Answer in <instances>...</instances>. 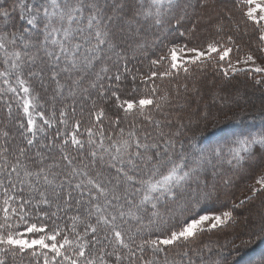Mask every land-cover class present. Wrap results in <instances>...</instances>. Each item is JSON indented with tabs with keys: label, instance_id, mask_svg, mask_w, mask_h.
Wrapping results in <instances>:
<instances>
[{
	"label": "snow or ice",
	"instance_id": "6c2138e0",
	"mask_svg": "<svg viewBox=\"0 0 264 264\" xmlns=\"http://www.w3.org/2000/svg\"><path fill=\"white\" fill-rule=\"evenodd\" d=\"M233 2L242 19L228 21L237 32L252 27L244 45L223 22L203 37L193 25L179 32L184 42L160 40L173 20L182 25L208 0L0 6V101L16 127L14 135L0 127V264H208L203 253L212 249L193 245L234 219L232 210L201 214L208 171L215 178L224 163L239 170L264 149V105L259 126L241 121L208 145L177 110L197 71L211 68L224 79L245 73L264 85V0ZM15 15L23 25L11 24ZM141 17L158 29L152 43L161 54L122 89L130 73L122 45L138 35ZM147 44L138 40L132 50ZM45 75L55 84L47 106L32 84ZM14 105L21 114L13 115ZM209 114L205 105L204 119ZM256 184L253 193L264 190V174ZM249 235L264 243V215ZM252 264H264V255Z\"/></svg>",
	"mask_w": 264,
	"mask_h": 264
},
{
	"label": "trees",
	"instance_id": "16d2710c",
	"mask_svg": "<svg viewBox=\"0 0 264 264\" xmlns=\"http://www.w3.org/2000/svg\"><path fill=\"white\" fill-rule=\"evenodd\" d=\"M11 2L12 0H0V6L7 7ZM144 2L146 3L147 0ZM229 15L236 22L242 19L241 12L235 7L233 0H208L206 8L189 9L190 18L184 20L182 25H177L173 20L171 29H168L171 34L166 40L161 36L160 40H163L164 44L173 40L177 43L184 42L185 37L179 36V32L190 29L193 25L198 27V36L203 37L209 30L223 22L225 30L234 35L237 44H246L253 34L250 23L240 24L237 32L227 19ZM139 20L138 27L141 30L138 35L127 37L122 45L128 51L121 64L126 63L130 70L126 78L121 81L122 89L131 90L134 87L131 75L147 72L149 60L161 54L162 45L159 41H156V44L152 43L156 39L154 33H157L158 29L153 26L151 19L145 20L141 17ZM11 24L19 27L24 24V21L15 15ZM8 30H12L11 26ZM142 39L148 41L145 49L134 52L132 49L136 41ZM32 84L34 92L42 97L41 102H48L52 95V88L55 87L54 82L45 75L42 82L35 80ZM189 89L190 91L186 94L187 101H181L184 104L183 110L178 109L177 112L184 118V123L187 124L189 118L193 121L190 127L194 130L197 140L204 145L221 141L225 138V132L240 127L241 121L244 125L259 126L261 124L259 109L264 105V85H255L245 73L230 74L228 79H224L217 76L211 68L203 72L197 71L189 82ZM205 105L208 106L210 113L207 119H204ZM17 114L21 112L14 105L13 115ZM14 124V121L9 122L7 111L3 102L0 101V127L7 128L10 135H14L16 134ZM192 134L189 133V135ZM262 154L264 149H260L254 159L245 161L239 170L224 163L216 169L215 178L212 176L213 170L210 168L208 171L207 191L210 195L202 202L201 214L215 215L224 210H232L234 217L232 221L201 235L193 245L202 247L203 244H207L212 249L211 252L205 249L203 253L208 264L222 256H228L227 264H252L259 256L264 255V243L251 239L249 235L252 225L264 215V190L250 192L252 182L264 174V155ZM213 184H215L214 189Z\"/></svg>",
	"mask_w": 264,
	"mask_h": 264
},
{
	"label": "rangeland",
	"instance_id": "374dc122",
	"mask_svg": "<svg viewBox=\"0 0 264 264\" xmlns=\"http://www.w3.org/2000/svg\"><path fill=\"white\" fill-rule=\"evenodd\" d=\"M257 63H262V61L258 60ZM240 67L243 68L244 65H240ZM253 186H255L256 188H259V187H260V185L256 184V181H253V182H252V187H253ZM252 187H251V189H250V192H253V191H252ZM250 192H249V193H250ZM246 194H247V193H246ZM246 194H245V195H246Z\"/></svg>",
	"mask_w": 264,
	"mask_h": 264
},
{
	"label": "bare ground",
	"instance_id": "6f19581e",
	"mask_svg": "<svg viewBox=\"0 0 264 264\" xmlns=\"http://www.w3.org/2000/svg\"><path fill=\"white\" fill-rule=\"evenodd\" d=\"M229 170V169H228ZM211 201V200H210Z\"/></svg>",
	"mask_w": 264,
	"mask_h": 264
}]
</instances>
